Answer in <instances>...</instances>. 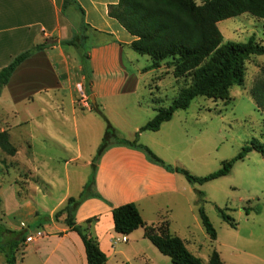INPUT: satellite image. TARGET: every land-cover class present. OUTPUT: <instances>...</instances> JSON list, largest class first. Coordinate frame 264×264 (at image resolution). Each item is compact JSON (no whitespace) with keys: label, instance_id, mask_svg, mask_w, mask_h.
<instances>
[{"label":"rangeland","instance_id":"1","mask_svg":"<svg viewBox=\"0 0 264 264\" xmlns=\"http://www.w3.org/2000/svg\"><path fill=\"white\" fill-rule=\"evenodd\" d=\"M194 2L200 5L203 0ZM217 27L223 43H246L253 37L264 46V22L249 14L221 21ZM92 41H88L86 50ZM133 55L138 60L128 65L142 71L137 75V93L109 99V102H124L117 112L99 106L86 111L93 105L88 94L90 82L83 73L79 54L69 63L67 77L62 75L55 60L64 90L33 94V101H26L22 97L25 91L3 89L0 132L8 133L17 150L12 157L0 150L3 222L7 224L14 218L30 227L42 226L43 221L36 217L49 216L66 192L78 197L80 185L93 178L92 163L98 147L92 150V144L100 134V145L108 125L119 139L134 141L137 134L134 128L146 123L144 113L155 114L159 108H168L179 90L191 82L189 76L175 80L170 60L162 62L163 69L144 70L152 60L148 56ZM260 82L264 83V56H252L245 63L243 86L230 88L227 101L197 97L186 110L174 113L171 125L178 132L163 126L158 134L144 133L150 140L155 136L170 147L162 151L158 145H152L168 164L195 177L208 176L252 141L264 143V112L257 108L251 96V90ZM30 85L37 84L34 81ZM136 102L141 109L137 110ZM55 138L63 139L71 148L64 150ZM137 142L146 146L144 138L137 137ZM76 149L80 150L78 157ZM71 158L78 160L69 161ZM88 158L91 163L84 165ZM180 177L181 196L173 198L169 210L159 211L158 220L168 223L170 234L181 239L186 249L203 264H207L212 251L219 254L224 264H264V156L252 151L237 161L228 175L202 185L190 184L183 175ZM199 193L203 201L200 203ZM14 199H18L20 209L15 207ZM199 204L216 232L215 241L210 240L201 224ZM33 209L36 212L31 216ZM219 209L232 218L233 227L221 218ZM149 256L153 264H170L169 258L155 247Z\"/></svg>","mask_w":264,"mask_h":264},{"label":"crops","instance_id":"2","mask_svg":"<svg viewBox=\"0 0 264 264\" xmlns=\"http://www.w3.org/2000/svg\"><path fill=\"white\" fill-rule=\"evenodd\" d=\"M74 1L82 10L83 16L74 6L62 11L64 0H0V70L14 57L34 45L46 43L48 46L46 50L25 60L13 72L3 89H16L19 93L25 91L22 97L26 101H33V94L64 90L55 60L60 65L62 75L67 77L69 63L78 58V53L73 47L62 46L61 42L72 38L73 31L83 19L89 26L88 34L93 40L86 50L88 59L85 61L84 70L90 82L89 98L93 97L94 105L86 111L91 112L99 106L103 110L117 112L123 108L124 102H109V99L127 94L135 96L137 93V75H141L142 71L139 68L134 70L128 65L138 60L131 49L132 42L137 38L109 17V8L115 6L118 0ZM78 69L82 71L81 66ZM158 69H163V65ZM81 79L83 81L84 76H81ZM34 81L37 85H30ZM135 104L137 110L141 109L139 103ZM155 114L152 111L145 112L143 116L146 117V123ZM172 118L163 123L156 132H140L138 138H144L145 145L160 156L166 165L180 168L168 164L170 162L152 145H158L162 151L170 149L169 146L156 140L155 136L150 140V136L144 133L158 134L163 126L174 133L178 132L177 128L171 125ZM141 127L136 126L134 133ZM100 137L99 134L93 141L92 150L97 149ZM54 140L58 141L64 150L71 148L63 139ZM79 155L80 150L76 149V156ZM90 163L88 158L84 165ZM180 176L181 174L168 172L161 165L149 161L139 150L112 145L103 152L96 163L94 183L90 189V194L99 195L100 198L90 196L83 201L76 210L74 220L77 225L83 226L88 219L96 218L89 231L106 257L104 264H153L149 254H153L154 247L145 237L144 228H138L129 235L117 234L114 231L112 210L127 203H134L146 226L157 225L161 223L158 220L159 211L163 208L169 210L173 205V198L181 196ZM85 185L84 182L80 185L79 194ZM70 197V193L66 192L49 216L36 217L35 219L43 221L40 227H30L24 221L16 222L14 218L6 224L0 218V225L6 231L24 233L25 239L35 236L37 232L41 233L33 242L26 243L24 240L19 244L14 250L15 264H86L84 245L79 235L64 224V216L57 221L53 220L54 212L62 208ZM14 200L15 207L20 209L18 199ZM160 200H164L163 203L160 204ZM33 212L36 211L33 209L31 216L35 214ZM11 240H14V235L5 232L2 244L7 245ZM0 264H7L5 254L1 250Z\"/></svg>","mask_w":264,"mask_h":264},{"label":"trees","instance_id":"3","mask_svg":"<svg viewBox=\"0 0 264 264\" xmlns=\"http://www.w3.org/2000/svg\"><path fill=\"white\" fill-rule=\"evenodd\" d=\"M74 6L83 16V12L74 0H64L62 11ZM249 14L264 22V0H203L197 5L194 0H118L115 6L108 11L109 17L115 19L131 36L137 38L131 44V49L142 56H148L152 64L144 70L158 69L162 62L171 61L173 77L179 79L189 76V85L181 88L168 108H159L155 116L142 126L136 134L134 141L119 139L116 132L107 126L96 156L92 163L93 178L85 186L77 198L70 197L64 206L53 215L57 221L64 216V224L81 238L86 264H104L106 257L99 249L96 238L89 228L96 219L85 221L83 226L75 223L76 210L90 196L100 198L99 195L90 194L94 183L96 163L103 152L112 145L125 146L143 152L151 162L161 165L171 173H178L185 177L190 184H205L230 173L237 161L243 160L248 153L255 151L264 156V143L252 141L244 146L237 156L222 164V167L205 177H195L181 168L166 165L154 155L147 147L138 144L137 137L140 132H156L160 126L171 120L177 110H186L197 97L215 100H228L230 88L241 87L245 77V63L252 56H264V46L255 42L253 37L246 43H223V37L217 25L219 22ZM89 26L82 19L80 25L73 31L70 40L61 42L62 46L73 47L83 64L88 59L86 45L91 38L88 34ZM48 48L46 43L37 44L20 53L0 70V95L7 85L13 72L28 58ZM251 96L258 109L264 112V83H258L252 90ZM0 150L7 156H14L16 148L10 141L7 132H0ZM199 193V203L202 201ZM1 206V200H0ZM221 218L231 227L233 220L223 210H218ZM201 224L210 238L216 240V232L202 205L198 208ZM114 231L117 234L129 235L138 228H144L145 237L159 251L170 260V264H203L200 259L193 256L185 247L183 241L169 232L168 223L163 221L157 225L146 226L137 206L127 203L112 210ZM7 232L14 235L7 245L2 244V236ZM25 234L6 231L0 225V250L5 254L7 264H15V251L19 244L24 242ZM207 264H224L216 251H212Z\"/></svg>","mask_w":264,"mask_h":264},{"label":"built area","instance_id":"4","mask_svg":"<svg viewBox=\"0 0 264 264\" xmlns=\"http://www.w3.org/2000/svg\"><path fill=\"white\" fill-rule=\"evenodd\" d=\"M40 236H41V233H40V232H37V233L35 234V236H29V237H27V238L25 239V242H26V243H31V242L34 241L35 238H39Z\"/></svg>","mask_w":264,"mask_h":264},{"label":"water","instance_id":"5","mask_svg":"<svg viewBox=\"0 0 264 264\" xmlns=\"http://www.w3.org/2000/svg\"><path fill=\"white\" fill-rule=\"evenodd\" d=\"M89 101L91 102L92 105H94V99L92 96L89 98Z\"/></svg>","mask_w":264,"mask_h":264}]
</instances>
